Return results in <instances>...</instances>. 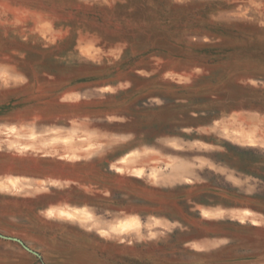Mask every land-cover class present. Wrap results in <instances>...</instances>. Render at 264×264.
<instances>
[{
  "label": "rangeland",
  "instance_id": "374dc122",
  "mask_svg": "<svg viewBox=\"0 0 264 264\" xmlns=\"http://www.w3.org/2000/svg\"><path fill=\"white\" fill-rule=\"evenodd\" d=\"M0 264H264V0H0Z\"/></svg>",
  "mask_w": 264,
  "mask_h": 264
},
{
  "label": "water",
  "instance_id": "95a60500",
  "mask_svg": "<svg viewBox=\"0 0 264 264\" xmlns=\"http://www.w3.org/2000/svg\"><path fill=\"white\" fill-rule=\"evenodd\" d=\"M26 248H28L27 246H26ZM29 250H31L30 248H28Z\"/></svg>",
  "mask_w": 264,
  "mask_h": 264
}]
</instances>
